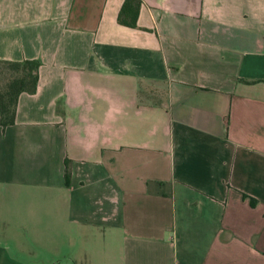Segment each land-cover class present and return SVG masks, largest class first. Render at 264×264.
<instances>
[{
  "label": "crops",
  "instance_id": "obj_1",
  "mask_svg": "<svg viewBox=\"0 0 264 264\" xmlns=\"http://www.w3.org/2000/svg\"><path fill=\"white\" fill-rule=\"evenodd\" d=\"M122 1L0 0V264H264V0Z\"/></svg>",
  "mask_w": 264,
  "mask_h": 264
},
{
  "label": "trees",
  "instance_id": "obj_2",
  "mask_svg": "<svg viewBox=\"0 0 264 264\" xmlns=\"http://www.w3.org/2000/svg\"><path fill=\"white\" fill-rule=\"evenodd\" d=\"M140 2V0H123L116 15V22L134 28ZM39 64L37 59L0 60V74H4L6 79L0 85L1 128L14 122L18 95L21 92L33 93L35 91ZM66 174L67 169L64 175L67 176Z\"/></svg>",
  "mask_w": 264,
  "mask_h": 264
},
{
  "label": "rangeland",
  "instance_id": "obj_3",
  "mask_svg": "<svg viewBox=\"0 0 264 264\" xmlns=\"http://www.w3.org/2000/svg\"><path fill=\"white\" fill-rule=\"evenodd\" d=\"M5 75L4 74H0V85L3 84L5 82Z\"/></svg>",
  "mask_w": 264,
  "mask_h": 264
}]
</instances>
